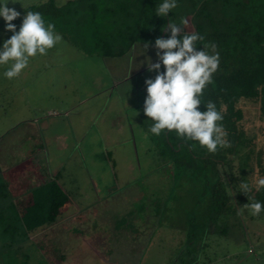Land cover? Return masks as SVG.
Instances as JSON below:
<instances>
[{
    "label": "rangeland",
    "instance_id": "obj_1",
    "mask_svg": "<svg viewBox=\"0 0 264 264\" xmlns=\"http://www.w3.org/2000/svg\"><path fill=\"white\" fill-rule=\"evenodd\" d=\"M44 1L46 0H18L15 4L10 2L7 5L21 13L20 17L12 21L17 26V31L24 15L28 12L24 9L28 5ZM54 1L56 5L61 6L67 0ZM5 27L4 19L0 17V47L4 40L13 34L11 31H6ZM59 31V29L55 30L62 35V42L50 49L47 55L30 58L28 66L19 77L9 80L4 76L11 62L8 65H0V264H7L8 258H11L12 264H22L19 260L21 253L13 250L12 247L16 248L24 242L23 238L26 234L21 228L25 229L26 225L25 218L22 220V213L24 212L25 215L27 205L23 202L27 199L18 194L11 195L9 182L10 178L23 177V165L26 166L25 163L29 162L32 164L29 165L32 169L34 166L42 172L45 183L50 182L51 178L59 182L72 202L79 208L84 206V209H89L91 212L95 210L96 218L99 221H106L102 226L105 231L111 225L110 219L114 216L113 212L116 215L113 219H118L120 213H126L129 210L146 212L140 219V223L145 226H157L160 230L156 237L159 240L158 246L147 251L149 256L144 259L143 264H155V261L157 264H182L183 262L188 264L191 259L183 260L178 257L172 259V257L174 253L181 252L180 248L185 245V243L177 245V237L185 240L189 229L193 230L192 246L203 248V256H206L194 258L191 264H264V211L259 216H252L249 210L245 209L238 217L232 214L228 219L222 218L226 232L218 231L217 228L221 227L208 221L210 196L205 190L203 179L197 180L187 171L177 172L173 164L165 163L171 160L160 153L163 136L161 134L156 137L149 131L153 121L143 111L138 121L142 124L145 135L147 132L149 134L147 139L145 137L140 139L142 146L136 147L140 167H136L138 175L130 177L118 167L114 170L109 167V161H112V158H108L105 140L102 144L103 138L96 131L94 124L90 127L86 126V129L90 131L83 137L67 136V133L70 134L69 119L63 120V126L60 128L54 117L59 116L47 115V111L57 110L59 107L65 108L68 105L78 107V101H82L83 97L89 104L110 100L111 106L115 102L123 108L127 98L133 97L136 101L145 97L147 95L145 80L154 79L157 74L155 71L149 72L146 63V57H150L153 63L157 62L154 44H149L144 51L145 43L135 42L125 54L108 57L91 50L93 41L88 40L85 50H82ZM133 58H135V65L130 64ZM142 61L145 63H141ZM138 64L140 66L133 68L130 72V68ZM139 71L141 72L138 73ZM240 105L243 106L244 101ZM127 109V106L124 107L123 113ZM249 115H251V125L248 135L255 138L256 152L255 155L253 154L256 160L252 165V173L257 178L263 164L260 155L264 144V129L258 121L256 112ZM81 123L87 125L89 122ZM75 129L76 127L73 130ZM59 130L64 131L66 136H56ZM134 133L135 139L139 138L140 131L135 130ZM151 135L155 137L151 138ZM90 155L95 158L93 164L87 161ZM118 155L115 153L113 157L117 158ZM146 159L149 161L148 165L155 168L145 167ZM116 162L118 163V159ZM80 164L83 167H80ZM93 165L100 166L96 170L97 168L95 169ZM95 170L103 174V184L99 185L101 194L104 192L107 194L100 197L92 208L90 205L94 203L95 198L92 184L99 181L95 177L97 175ZM244 173L248 174V169ZM33 176V170H28L25 174L28 179ZM20 180L21 178L18 182L21 183ZM40 185L29 186L30 194L36 202H39L40 198L34 188ZM14 187L22 186L16 184ZM83 194L86 195L85 199L80 201L79 197ZM121 198L123 200H120ZM16 200L19 201V205ZM38 209L43 211L45 208L38 207ZM149 214H152V217ZM192 214L196 215L195 219L194 216L191 219ZM81 216L84 217V215ZM81 219L83 218L78 217L73 222L82 221ZM65 220L67 219L62 221ZM72 220L69 219L70 223L69 221L68 223L71 224ZM124 220H118L117 223L127 225ZM193 221L194 225H191ZM70 234L71 232L65 233V236ZM79 234L82 233L76 232L75 236L79 237ZM112 235L120 237L118 233ZM121 236L124 237V234L121 233ZM108 244L107 247H111V254L106 255L110 259L115 246L110 242ZM49 251L52 254L68 253V250L55 248ZM101 256L104 257L103 253ZM29 258V264L43 262L37 250H33ZM87 258L89 259L85 261L89 264H107L105 260L98 257L88 256Z\"/></svg>",
    "mask_w": 264,
    "mask_h": 264
},
{
    "label": "trees",
    "instance_id": "obj_2",
    "mask_svg": "<svg viewBox=\"0 0 264 264\" xmlns=\"http://www.w3.org/2000/svg\"><path fill=\"white\" fill-rule=\"evenodd\" d=\"M161 3L163 0H67L58 6L54 0H46L24 10L39 12L45 27L54 24L55 30L59 29L82 50L88 40L93 41L91 50L101 56H121L135 42L154 44L157 37L167 38L170 32L161 28L170 20L178 25L182 19L188 21L181 36L191 32L204 36L198 48L210 42L217 45L219 67L204 89L199 109L206 111L208 101L215 103L223 114L219 123L227 131L231 147H218L213 154L198 142L185 143L174 132H164L160 153L171 160L175 171H187L195 179H203L210 196L208 221L219 225L218 231L224 233L222 218L228 219L232 214L238 217V210L246 203L264 204V188L257 191L255 187L256 181L264 177V144L261 173L256 178L252 173L255 138L248 135L249 114L254 112L264 129V0H176L177 7L165 17L155 13ZM160 71H165L163 65ZM246 169L248 174L244 173ZM242 182L249 186L246 194L241 192ZM34 189L39 202L32 198L25 206V215L22 213L27 229L54 222L71 201L54 178ZM38 207L45 209L39 211ZM193 216L195 219V214L191 219ZM192 231L189 229L185 245L177 253L178 258L191 259L188 264L194 258L206 257L203 248L192 246Z\"/></svg>",
    "mask_w": 264,
    "mask_h": 264
},
{
    "label": "clouds",
    "instance_id": "obj_3",
    "mask_svg": "<svg viewBox=\"0 0 264 264\" xmlns=\"http://www.w3.org/2000/svg\"><path fill=\"white\" fill-rule=\"evenodd\" d=\"M15 4L18 0H0V17L5 21V30L13 34L4 40L0 47V65L10 66L4 72V76L15 79L28 66L29 59L37 55H47L48 51L62 42V35L55 32V25L45 21L39 12H26L17 31V26L12 23L21 16L9 3ZM177 7L176 0H163L157 6L156 15L165 17ZM183 25V26H181ZM188 21L181 20L178 25L170 20L161 31L170 32L167 38L157 37L153 47L156 50L157 62L153 63L150 57H146L147 70L155 71V78H147L146 98L143 112L153 121L149 131L159 136L164 132H174L178 139L185 143L198 142L209 153H216L219 148L231 147L227 140V131L222 123L223 114L217 111L216 105L208 101L206 111H201V97L204 89L212 82V77L217 72L220 55L214 42L206 43L198 48V43L204 41V36L196 33L185 32ZM149 47L143 45L144 51ZM141 63H145L142 61ZM135 65V58L130 61ZM163 65L165 71L161 72ZM134 66L130 68V72ZM139 113L136 111L135 116ZM147 139V134L145 135ZM256 190L264 188V177L259 178L255 184ZM250 191L247 183H241V192ZM248 209L252 216H259L264 211V204L259 201L244 204L238 210L243 214V209Z\"/></svg>",
    "mask_w": 264,
    "mask_h": 264
},
{
    "label": "crops",
    "instance_id": "obj_4",
    "mask_svg": "<svg viewBox=\"0 0 264 264\" xmlns=\"http://www.w3.org/2000/svg\"><path fill=\"white\" fill-rule=\"evenodd\" d=\"M141 98L136 99V101L133 97L127 98L124 107L127 106L128 109L127 111L124 110L125 113H123L124 107L122 108L120 104H116L115 102L113 106H111V104H109L110 100L104 103L94 102V104H89L86 102L87 99H85V97H83L82 101H78V107H76V105H68L65 108L59 107L57 109L58 111L49 110L46 113L48 116L51 114L59 116H54L56 124L59 127L63 126V120L69 119L71 125L69 123L68 131H70V134L67 133V136L83 137V135L90 131L86 129V126L90 127L94 124L96 131H98L101 135L100 137L103 138L101 143L103 144V140H105V149L107 150L106 154L108 158H112V161H109V167L113 170L116 167L120 168L125 175H129L128 177L132 175L137 176L138 172L136 167H140V163L136 156V147L142 146L140 139L145 137V131L142 129V124H140L138 120L141 117L146 96ZM80 104H82V106H79ZM136 111L139 114L135 116ZM83 121L89 123L85 125L81 123ZM75 127L76 129L73 130ZM135 130L140 131L139 138L136 137L137 139H135ZM148 134L147 132V135ZM56 136H66V134L64 131L61 132V130H59L56 132ZM72 151H74V149H72ZM89 152L92 154L91 150ZM132 152H134V154ZM115 153L119 154L117 158L113 157ZM94 159L93 155H90L87 161L93 164ZM116 159H118V163ZM146 160L147 161L144 162L145 167L149 166L151 169L155 168V166L148 165L149 161L148 159ZM165 163L167 165H172V162L167 163L166 161ZM25 164L26 166L23 165L22 169L23 177H20L21 183L18 182L20 179L18 176L10 178L11 181L9 185L11 186H9V192L11 195L18 194L23 198L25 197L27 201L23 203L27 204L32 199L29 188L42 184L45 179L42 172L34 168V166H32L33 169L29 166L31 164L30 162ZM99 166L100 165H96L94 168L98 170ZM80 167H83V165L80 164ZM28 170H33L34 172V176L31 179L25 177ZM96 173L97 175H95V177L98 178L99 181H95V183L92 184L95 194V198L93 199L94 203L90 205L92 208L95 207L100 197L107 194L106 192L102 193L103 195L101 194L99 185L101 183L103 184V174L97 171ZM16 184H20L22 187L15 188L14 186ZM84 196L86 195L83 194V196H80L79 200L82 201L85 199ZM120 200L123 199L121 198ZM16 202L17 205H19V201L16 200ZM83 207H81L82 209L79 208L77 204L71 200L69 205L63 208L62 213L54 222L42 224L33 229L21 228V230H25L26 234L23 238L24 242L22 245L15 246L16 248L12 247L13 250L21 253L19 259L20 263L29 264V256L32 255L33 250H37L40 259L43 261L42 264H46V262H48L47 264H89L85 261L89 259L87 258L88 256H90V258L98 257L101 260H105L107 264H143L144 259L149 256L147 251L158 246L159 240H157L156 237L160 228L157 226H145L140 223V219L143 215L145 216L144 213L146 212H134L129 210V212L120 213L119 216L117 215L119 217L118 219H113V217H116L115 212H113L114 216L110 219L111 225L108 230L105 231L102 229V226H104L103 223H106V221H99L96 218L97 212H95L94 209H92L94 212H91V210L84 209ZM154 207L156 208V205H154ZM81 215H84V217ZM149 215L152 217V214ZM75 216L76 218L82 217V221L74 223L73 220L76 219ZM72 217L74 218L73 220L71 219ZM64 219L67 220L62 221ZM69 219L72 220L71 224H69ZM118 220H124L127 225L118 224ZM120 229L123 230L120 231ZM69 232H71V234L65 236V233L69 234ZM76 232H81L82 234H79V237H77L75 236ZM120 232L124 234V237L121 236ZM117 233L120 237L112 235ZM108 242L115 246L114 252H112V256H110L111 260L106 255L111 254V247H107ZM184 242L185 240L177 237V245ZM51 248L68 250V253L61 252L52 254L51 251H49ZM104 249L107 251L104 252ZM101 253H103L104 257L101 256ZM174 257H177V253H174L172 259H174ZM10 259L11 258L7 259V264L13 263ZM155 264H157L156 261Z\"/></svg>",
    "mask_w": 264,
    "mask_h": 264
}]
</instances>
